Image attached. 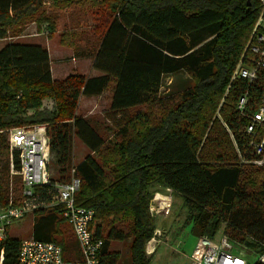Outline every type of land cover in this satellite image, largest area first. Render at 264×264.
Listing matches in <instances>:
<instances>
[{
	"label": "trees",
	"instance_id": "16d2710c",
	"mask_svg": "<svg viewBox=\"0 0 264 264\" xmlns=\"http://www.w3.org/2000/svg\"><path fill=\"white\" fill-rule=\"evenodd\" d=\"M74 10L92 18L87 28L96 44L78 49L85 32L78 19L66 27L67 38L75 56L91 58L100 76L55 80L45 47L8 42L0 48L1 202L11 195L17 206L21 198L20 178L10 174L8 131L45 125L59 179L37 189L40 201L49 202L54 184L70 179L78 139L89 155L72 164L80 180L75 204L94 211L89 231L103 242L100 264H117L111 244L125 240L130 264H150L144 248L157 228L152 202L165 189L181 198L195 238L213 240L222 229L234 253L257 259L246 264H264L258 260L264 255V146L257 153L249 145L248 117L236 109L248 90L246 114L255 111L264 74L251 85H228L258 0H0V40L28 23H46L51 33L57 18ZM180 71L190 75V88L160 97L162 78ZM108 86L109 110L123 113L125 123L104 140L76 109L81 97L99 96ZM261 137L257 131L255 142ZM12 162L18 170L16 153ZM32 216L33 240L58 245L66 261L79 259L58 207ZM20 241L7 237L0 244L3 264H16Z\"/></svg>",
	"mask_w": 264,
	"mask_h": 264
},
{
	"label": "built area",
	"instance_id": "2783aa9c",
	"mask_svg": "<svg viewBox=\"0 0 264 264\" xmlns=\"http://www.w3.org/2000/svg\"><path fill=\"white\" fill-rule=\"evenodd\" d=\"M260 11L251 29L242 53L232 70L229 84L234 81H244L253 84L260 74H264V0H258ZM264 76V75H262ZM228 88V87H227ZM248 90L241 94L236 103L237 111L247 115L248 123L245 133L251 139L249 145L257 150L264 146V93H262L253 113L246 114ZM257 131H262L258 143L254 138ZM8 147L10 152V174L17 175L21 181V198L19 205L9 199L2 203L0 199V244L8 237V229L13 222L20 221L32 215L41 208L58 207L61 217L70 226L79 259L64 260L61 248L52 242L36 241L32 238L21 240L16 258V264H100L102 240L89 231L94 211L75 204V195L79 190L80 180L70 170V179L64 183H55L52 188V198L49 202H41L37 189L50 185L49 164L52 158L49 138L45 125H32L11 128L8 131ZM12 153L17 154L19 169L15 170ZM261 164V161L252 162ZM172 193L170 189H167ZM154 197V201L157 198ZM170 202L166 209L159 211V204H154L152 211L155 216L166 217ZM160 232L154 231L153 237L145 244L146 254H152L159 242ZM224 238L223 242L198 238L189 256L190 264H246L247 254L244 251L230 252ZM148 256V255H147ZM264 263V255L258 257ZM0 264H3V250L0 251Z\"/></svg>",
	"mask_w": 264,
	"mask_h": 264
},
{
	"label": "rangeland",
	"instance_id": "374dc122",
	"mask_svg": "<svg viewBox=\"0 0 264 264\" xmlns=\"http://www.w3.org/2000/svg\"><path fill=\"white\" fill-rule=\"evenodd\" d=\"M72 19L80 20V25L84 27V34L79 35L80 44L78 49L82 51L87 50L89 44H96V39L90 38L89 26L93 25L92 18L89 14L83 17V13L78 10L72 12L67 11L61 14L55 23L53 32L48 33L46 30V23L41 27L35 23H28L22 26L20 32H12L7 35L6 39L0 40V48H2L8 42H15L19 44H31L41 45L48 51L50 59V67L52 77L55 80H63L71 74H83L87 77L100 76L98 72L92 70V59L87 57L75 56V49L71 47V41L68 40L66 33L69 30L66 27H72ZM87 25V26H86ZM70 41V42H69ZM77 45V43H75ZM192 84L191 77L185 71H180L175 74L166 75L162 78L160 97H167L171 95H177L185 90L189 89ZM111 99V87L108 86L106 90L96 97H81L77 104L76 114L87 119L94 130L104 140H107L109 136L119 129V125L125 123V116L123 113L113 114L109 110ZM43 105L49 107L50 101H44ZM141 107H137L129 110L128 114L133 115ZM9 150V149H8ZM71 159L72 164H79L86 156L89 155V150L78 140L73 139L71 146ZM10 154V152H9ZM71 164V168H73ZM59 168L54 164L52 158L49 164V175L52 179L57 181ZM70 170V168L68 169ZM70 172V171H69ZM158 189V187H156ZM155 189V190H156ZM160 194L169 196V191L160 190ZM159 195V194H158ZM163 196V197H165ZM162 197V196H160ZM13 198L11 195L7 199ZM168 200L166 202V205ZM187 213L182 207V200L179 196L171 193V205L166 219L162 217H155L157 231L162 234L159 237L160 241L155 247V251L150 255V264H189L183 259L181 251H190L195 241V236L191 232L192 224L190 221H186ZM33 216L30 214L20 221L13 222L8 229V237L25 240L31 238L32 233ZM162 229V233L161 230ZM169 233L163 235V233ZM217 243H221L224 240L222 229L216 234L213 239ZM228 246H231L229 241H226ZM195 245V244H194ZM185 248V249H184ZM194 248V247H193ZM111 251L119 253V264H128V241L113 242L111 244ZM230 252L234 251V248H229ZM249 261L257 260L253 255L246 251ZM148 255V254H147ZM69 258H73L72 253L68 254ZM73 260V259H72Z\"/></svg>",
	"mask_w": 264,
	"mask_h": 264
},
{
	"label": "crops",
	"instance_id": "0c3cea01",
	"mask_svg": "<svg viewBox=\"0 0 264 264\" xmlns=\"http://www.w3.org/2000/svg\"><path fill=\"white\" fill-rule=\"evenodd\" d=\"M102 94V93H101ZM166 191H167V189H166ZM159 194V195H158ZM158 194H156L157 196H165V195H162V194H160V193H158ZM156 196V197H157ZM165 197H169L170 198V201L168 200V203L170 202V205H171V193L169 194V196H165ZM157 199V198H156ZM156 199H155V201L153 200V202H152V208H153V206H154V204L156 205ZM167 202V201H166ZM170 205H169V209H170ZM169 213V212H168ZM157 217H159V216H157ZM162 219H166L165 217L164 218H162ZM157 229V228H156ZM161 231V233H162V229L160 230ZM168 235L169 233H163V235ZM159 237H162V234H160V236ZM197 240V238H195V241ZM159 241H160V239H159ZM129 242V241H128ZM195 244V243H194ZM194 244H193V247H194ZM193 247L190 249V251H181L180 253L182 254V256H183V259L184 260H186L187 262H189V264H190V261H189V256H190V254L192 253V250H193ZM185 249V248H184ZM153 254V253H152ZM152 254H148V257H150V255H152ZM128 256H129V253H128ZM117 264H119V259H118V263ZM128 264H130V259L128 260Z\"/></svg>",
	"mask_w": 264,
	"mask_h": 264
},
{
	"label": "bare ground",
	"instance_id": "6f19581e",
	"mask_svg": "<svg viewBox=\"0 0 264 264\" xmlns=\"http://www.w3.org/2000/svg\"><path fill=\"white\" fill-rule=\"evenodd\" d=\"M167 199L170 201L169 197L167 198V197L157 196L156 203L159 204V208H158L159 211L166 209V201H167Z\"/></svg>",
	"mask_w": 264,
	"mask_h": 264
}]
</instances>
